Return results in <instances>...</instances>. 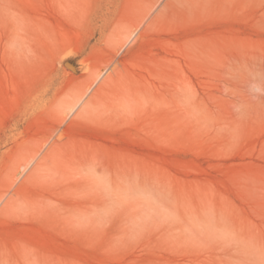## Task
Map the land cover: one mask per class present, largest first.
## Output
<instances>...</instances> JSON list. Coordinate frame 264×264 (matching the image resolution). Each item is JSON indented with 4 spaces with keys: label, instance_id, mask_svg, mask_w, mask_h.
I'll return each instance as SVG.
<instances>
[{
    "label": "rangeland",
    "instance_id": "1",
    "mask_svg": "<svg viewBox=\"0 0 264 264\" xmlns=\"http://www.w3.org/2000/svg\"><path fill=\"white\" fill-rule=\"evenodd\" d=\"M0 264H264V0H0Z\"/></svg>",
    "mask_w": 264,
    "mask_h": 264
}]
</instances>
